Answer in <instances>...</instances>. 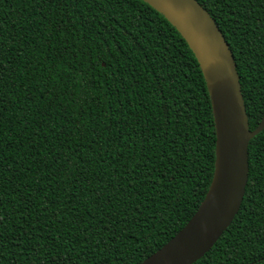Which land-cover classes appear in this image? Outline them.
Masks as SVG:
<instances>
[{
	"label": "trees",
	"instance_id": "obj_1",
	"mask_svg": "<svg viewBox=\"0 0 264 264\" xmlns=\"http://www.w3.org/2000/svg\"><path fill=\"white\" fill-rule=\"evenodd\" d=\"M264 114V0H198ZM198 60L145 0H0V264H138L211 184ZM238 212L193 264H264V128Z\"/></svg>",
	"mask_w": 264,
	"mask_h": 264
},
{
	"label": "water",
	"instance_id": "obj_2",
	"mask_svg": "<svg viewBox=\"0 0 264 264\" xmlns=\"http://www.w3.org/2000/svg\"><path fill=\"white\" fill-rule=\"evenodd\" d=\"M145 1L176 27L198 60L211 98L216 156L211 184L197 210L138 264H193L215 244L240 208L249 175V142L264 128V114L251 129L233 52L198 0Z\"/></svg>",
	"mask_w": 264,
	"mask_h": 264
}]
</instances>
